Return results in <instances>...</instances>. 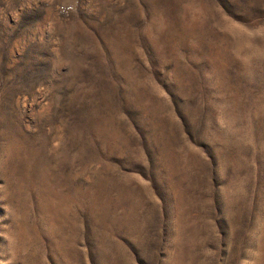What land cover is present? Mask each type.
<instances>
[{"label": "rangeland", "instance_id": "1", "mask_svg": "<svg viewBox=\"0 0 264 264\" xmlns=\"http://www.w3.org/2000/svg\"><path fill=\"white\" fill-rule=\"evenodd\" d=\"M0 264H264V0H0Z\"/></svg>", "mask_w": 264, "mask_h": 264}]
</instances>
